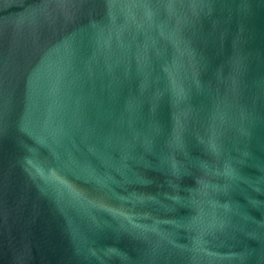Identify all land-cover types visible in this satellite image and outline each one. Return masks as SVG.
I'll return each mask as SVG.
<instances>
[{
    "label": "water",
    "instance_id": "obj_1",
    "mask_svg": "<svg viewBox=\"0 0 264 264\" xmlns=\"http://www.w3.org/2000/svg\"><path fill=\"white\" fill-rule=\"evenodd\" d=\"M0 264H264V0H0Z\"/></svg>",
    "mask_w": 264,
    "mask_h": 264
}]
</instances>
